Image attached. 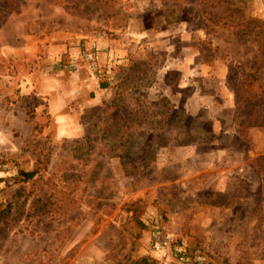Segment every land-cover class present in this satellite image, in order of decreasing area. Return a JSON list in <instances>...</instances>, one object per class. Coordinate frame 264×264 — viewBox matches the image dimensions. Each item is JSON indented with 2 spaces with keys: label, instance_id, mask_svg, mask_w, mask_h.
<instances>
[{
  "label": "rangeland",
  "instance_id": "obj_1",
  "mask_svg": "<svg viewBox=\"0 0 264 264\" xmlns=\"http://www.w3.org/2000/svg\"><path fill=\"white\" fill-rule=\"evenodd\" d=\"M0 264H264V0H0Z\"/></svg>",
  "mask_w": 264,
  "mask_h": 264
},
{
  "label": "trees",
  "instance_id": "obj_2",
  "mask_svg": "<svg viewBox=\"0 0 264 264\" xmlns=\"http://www.w3.org/2000/svg\"><path fill=\"white\" fill-rule=\"evenodd\" d=\"M21 175L25 178H29L33 175V172H21Z\"/></svg>",
  "mask_w": 264,
  "mask_h": 264
},
{
  "label": "built area",
  "instance_id": "obj_3",
  "mask_svg": "<svg viewBox=\"0 0 264 264\" xmlns=\"http://www.w3.org/2000/svg\"><path fill=\"white\" fill-rule=\"evenodd\" d=\"M155 248H156V249H160V248H162V244L156 242V243H155Z\"/></svg>",
  "mask_w": 264,
  "mask_h": 264
},
{
  "label": "crops",
  "instance_id": "obj_4",
  "mask_svg": "<svg viewBox=\"0 0 264 264\" xmlns=\"http://www.w3.org/2000/svg\"><path fill=\"white\" fill-rule=\"evenodd\" d=\"M230 120H231V119H230ZM23 123H24V121H23ZM226 133H231V132H226ZM234 134H235V133H233V134L231 133L232 136H234Z\"/></svg>",
  "mask_w": 264,
  "mask_h": 264
}]
</instances>
